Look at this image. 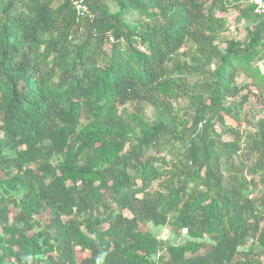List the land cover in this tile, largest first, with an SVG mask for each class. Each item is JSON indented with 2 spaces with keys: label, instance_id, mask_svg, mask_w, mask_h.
Here are the masks:
<instances>
[{
  "label": "trees",
  "instance_id": "16d2710c",
  "mask_svg": "<svg viewBox=\"0 0 264 264\" xmlns=\"http://www.w3.org/2000/svg\"><path fill=\"white\" fill-rule=\"evenodd\" d=\"M115 1L110 14L91 0L89 21L69 2L0 0V172H18L0 189L24 190L12 221L0 203V264H77L76 248L87 253L79 264H260L264 116L246 137L224 117L241 74L264 97V74L253 65L264 22L232 0L259 23L221 50L206 32L222 30L214 8L226 0ZM125 8L138 14L131 25ZM195 74L194 87L174 81ZM182 96L193 114L176 129L172 100ZM146 103L152 123L137 111ZM127 104L136 111L125 116L118 108ZM258 184L263 193L251 197ZM43 210L48 223L31 233ZM144 223L185 230L187 239L158 240L140 230ZM250 239L258 252L240 250Z\"/></svg>",
  "mask_w": 264,
  "mask_h": 264
},
{
  "label": "rangeland",
  "instance_id": "374dc122",
  "mask_svg": "<svg viewBox=\"0 0 264 264\" xmlns=\"http://www.w3.org/2000/svg\"><path fill=\"white\" fill-rule=\"evenodd\" d=\"M100 1L103 5H105L110 14H115L119 11L115 0ZM60 2L61 0H54V7ZM226 2V7L220 8V6H217L216 8H214V16L216 19L222 22V30L218 32H206L208 34L215 35V43L221 50L224 49L227 41H244L246 39L248 30L253 29L255 25L259 23V20L255 19L252 15H244L241 13V11L232 7V0H226ZM210 3L211 0L207 3V6ZM122 20L125 23L131 25L138 20V14L130 8H125L122 13ZM259 50L260 53L258 57L254 60L253 65L258 67V70L261 74H264V47ZM180 53L183 54L182 56H180L182 61H184L186 65L190 66V60L188 58V55L186 54V50L182 49ZM199 77H201V75H199ZM174 81L177 82V84H179L180 81H183L182 83L190 85L191 87H194L196 84L201 83V80L198 79L196 74L193 76L175 78ZM236 82L243 89L241 90L239 97L232 100H228L231 103L230 106L232 110L229 116L227 115L224 117V120L225 123L228 126L232 127L235 132L239 133V135H241L242 137H246L249 132L254 131L256 122L264 116V97L258 90L251 86V80L247 78L244 74H241L240 77L237 78ZM192 105L193 104L190 103L188 97L186 96H182L179 99L177 98L175 100H172V115L176 119V126H178V128L176 127V129L189 126L191 121V115L193 114ZM118 111L122 112L125 116H127L136 111V107L135 105L127 104L124 107H119ZM137 111L141 113V115L148 123H152L157 116L154 108L147 103L141 105L137 109ZM82 124H86V121L82 120ZM222 140L231 141L232 137L228 136L227 134H222ZM5 155L8 158L16 157V153L14 150H7L5 152ZM60 161V157L53 156L50 160V163L52 164V166L56 167L57 165H59ZM232 162L234 165H236L238 163V159L234 157ZM38 166L39 163H33L30 164L28 167L35 174H39ZM17 173L18 172L15 168H12V170H10L9 175H7L6 172H0V180L8 182L12 177L17 175ZM244 175L245 174H243V176ZM21 176L22 174L19 175V177ZM1 186L2 187L0 189V203H7L9 221H12L13 217L18 211L17 205L19 204L20 198H22L24 194V190H21L20 192L12 190V187L9 184L8 186L7 184H1ZM250 191H253L251 197H258L263 193V188L258 184L255 189L254 187L250 188ZM122 213L123 216L130 217L127 212L122 211ZM48 215L49 211L43 210L39 215L34 217V219L40 224V227H36L34 230H32L31 233L40 231L41 227L48 223ZM140 230L142 232H148L157 237L158 240L166 241L170 244L184 243L187 239L185 230L179 233L177 231H172L168 226L154 227L151 223H144L140 225ZM240 250H252L255 252L259 251L258 245L254 240H249L247 244H245L243 247H240ZM159 255H163V253L161 252L159 253ZM158 256L154 259L156 260ZM74 257L76 263L79 264L83 259L87 257V253L76 248L74 250ZM254 259L260 264H264V255L259 257V259H256L254 256ZM158 264H160V262H158Z\"/></svg>",
  "mask_w": 264,
  "mask_h": 264
},
{
  "label": "built area",
  "instance_id": "2783aa9c",
  "mask_svg": "<svg viewBox=\"0 0 264 264\" xmlns=\"http://www.w3.org/2000/svg\"><path fill=\"white\" fill-rule=\"evenodd\" d=\"M90 1L91 0H61V2H69L78 18L92 21L95 15L90 10ZM244 3L251 6L253 14L260 21L264 22V0H245Z\"/></svg>",
  "mask_w": 264,
  "mask_h": 264
},
{
  "label": "clouds",
  "instance_id": "9594fccd",
  "mask_svg": "<svg viewBox=\"0 0 264 264\" xmlns=\"http://www.w3.org/2000/svg\"><path fill=\"white\" fill-rule=\"evenodd\" d=\"M250 240H252V241H253V239H250Z\"/></svg>",
  "mask_w": 264,
  "mask_h": 264
}]
</instances>
